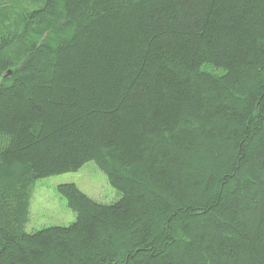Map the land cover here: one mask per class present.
<instances>
[{"label": "trees", "instance_id": "16d2710c", "mask_svg": "<svg viewBox=\"0 0 264 264\" xmlns=\"http://www.w3.org/2000/svg\"><path fill=\"white\" fill-rule=\"evenodd\" d=\"M0 264H264V0H0Z\"/></svg>", "mask_w": 264, "mask_h": 264}, {"label": "rangeland", "instance_id": "374dc122", "mask_svg": "<svg viewBox=\"0 0 264 264\" xmlns=\"http://www.w3.org/2000/svg\"><path fill=\"white\" fill-rule=\"evenodd\" d=\"M69 182L76 183L83 192L99 202L110 203L122 197V192L109 182L106 173L94 160L86 162L77 171L39 178L30 198L27 231L53 225L66 226L75 220V211L58 191L59 184Z\"/></svg>", "mask_w": 264, "mask_h": 264}]
</instances>
